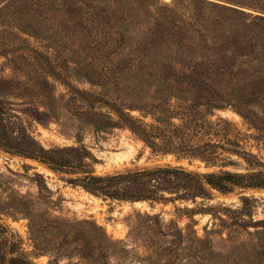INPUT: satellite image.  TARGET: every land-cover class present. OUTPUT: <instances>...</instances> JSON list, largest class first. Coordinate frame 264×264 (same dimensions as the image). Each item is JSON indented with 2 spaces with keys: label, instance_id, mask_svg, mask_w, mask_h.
Masks as SVG:
<instances>
[{
  "label": "rangeland",
  "instance_id": "374dc122",
  "mask_svg": "<svg viewBox=\"0 0 264 264\" xmlns=\"http://www.w3.org/2000/svg\"><path fill=\"white\" fill-rule=\"evenodd\" d=\"M42 23L0 11V264H264V94Z\"/></svg>",
  "mask_w": 264,
  "mask_h": 264
},
{
  "label": "trees",
  "instance_id": "16d2710c",
  "mask_svg": "<svg viewBox=\"0 0 264 264\" xmlns=\"http://www.w3.org/2000/svg\"><path fill=\"white\" fill-rule=\"evenodd\" d=\"M5 7L32 13L42 25L52 21L62 38L79 44L128 42L159 63L200 60V75L218 84L222 98L245 87L251 97L264 94V0H187L183 13L155 0H0V11Z\"/></svg>",
  "mask_w": 264,
  "mask_h": 264
}]
</instances>
